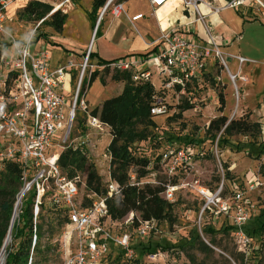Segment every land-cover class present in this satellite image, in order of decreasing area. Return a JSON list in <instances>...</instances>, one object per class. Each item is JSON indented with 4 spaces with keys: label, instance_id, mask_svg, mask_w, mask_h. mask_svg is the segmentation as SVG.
<instances>
[{
    "label": "rangeland",
    "instance_id": "obj_1",
    "mask_svg": "<svg viewBox=\"0 0 264 264\" xmlns=\"http://www.w3.org/2000/svg\"><path fill=\"white\" fill-rule=\"evenodd\" d=\"M7 1L4 20L0 24V43L23 42L27 39L25 36L27 32L36 30L37 37L47 36V38L41 37L40 40L44 42L43 47L49 46V55L53 65L58 63L63 65L69 61L75 62L76 69L72 78V86L66 78L64 87L65 93L71 87L72 98L80 91L82 93L81 99L87 106L86 111L81 108L77 110V120L74 125L75 136L79 137V141H76L74 146L79 147L84 141L85 143L80 149L87 159L85 172L79 174L85 186H80L81 191L78 200H81L87 192H91L87 189L90 165L95 166L103 187L107 189L111 179V156L108 147L112 141V136L109 128L98 132L91 127H86L92 110L101 105L100 103L90 106L87 100L90 92L91 103H94L93 101L98 102L100 99L119 96L125 88V82L115 81L113 79L114 74L99 73L96 80L99 81L97 85L92 84V86L81 89L82 66L85 62V56L90 50L89 44L95 23L91 17V11H88L93 0H40L50 4L53 11L59 7L58 10L67 14L68 20L61 33L56 32L51 27L41 26L37 21L21 18L22 9L31 0ZM131 6L133 9L143 10L141 0H133ZM238 10L242 14L245 13L244 15L253 21L249 27L245 28L244 41L239 44L243 50L241 55L250 62L240 65L237 60L222 52L227 68L217 58L216 63L210 65V72L205 75L203 81L194 87H190L185 95L163 90V77L158 71L161 67L159 61H150L146 64L152 73L150 85L154 91V104L165 105L167 113L153 118L155 126H137L139 132L146 130L148 139L136 142L132 145L131 150L135 155L144 154L151 161V165L148 168V175L140 182H136L135 171L137 168L131 169L130 175L135 177L134 183H139V186L150 184L154 187L163 188V185L170 179L163 169L156 164L158 162L156 158L168 148L193 146L198 149L203 148L207 153L204 157L193 158L192 170H189L187 174L181 172L179 176L172 179V182L179 186L174 201L176 222L170 224L154 221L150 224L145 237L139 236L137 227L128 226L127 231L132 238L133 255L127 257L114 249V254L109 256L104 264H264V239H250L245 244L241 238L236 236L234 231H224L225 228L233 224V212L236 205L233 200L234 185H237L243 194L242 205L245 207L250 220L264 210V178L259 172L260 166L264 163V155L259 159L256 157L259 144L264 145V0H260L259 3H249L246 7ZM146 23L147 21L138 24L140 34L135 33L136 46L142 45L143 40H149L145 37L148 27ZM151 23L155 25L153 18ZM102 27L100 32L98 31L99 28L96 29L91 52H93V48L96 51L101 48L105 49V52L101 53L104 57L124 55L125 51L120 49L117 44L114 42L107 43L102 39ZM147 29L157 32V28L152 25ZM34 47L32 48L34 49ZM62 48H66L69 54H65ZM146 53L143 52L142 54ZM90 61L92 64L97 62L93 59ZM230 74L237 76V79L233 81ZM90 75L91 71L88 69L83 78L88 79ZM100 78L105 80L106 85L101 83ZM240 78H244L245 81ZM131 84L137 86L132 80ZM100 86L103 87V90ZM221 98H223V104ZM187 104L192 107L182 112V116L178 118V114L181 112L180 107ZM220 117L227 118L228 122L248 118L249 121L261 125V134L257 140L242 135L226 136L227 142L218 145L222 131L214 132L216 134L215 140L207 134V131L210 123ZM190 140L194 143L189 144ZM224 166L229 167L232 179L226 178ZM1 176L2 173L0 172V179ZM256 179L260 182L259 186L254 184ZM222 183L223 192L221 196L230 206V210L226 215L215 216L208 208L204 210L206 199L201 194V189L209 190L214 195ZM251 185L255 186L251 188ZM46 190L48 193L43 199V205L37 220L34 219V223L43 227L45 236L48 233H54L53 242L59 246L60 257L51 264H63L64 227L60 231H56V223L58 218H62L63 209L54 206L52 203L53 195L57 193L55 188H46ZM22 191L23 186L15 199L12 218H14L15 213L17 217L13 221V225L19 221L22 209L30 197V194L26 193L22 201L18 202ZM1 201L2 197L0 196V203ZM34 203L35 199L31 205L32 212ZM123 219L119 220L121 226L116 227L109 224V228L113 232H117V229L120 230V228L124 229ZM208 228H213L217 232L214 237L216 244L210 247L212 248L211 253L204 254L197 248L198 244L194 238L198 234L206 244H210V236L204 234V230ZM8 237H10V241L5 245V249L12 245L17 248L19 241L14 243L12 230L10 234H7L6 239ZM6 239L4 244H6ZM190 242H193V245ZM147 244H150L152 249L143 253L141 245ZM182 246H185L184 250ZM190 258L195 260L190 261Z\"/></svg>",
    "mask_w": 264,
    "mask_h": 264
},
{
    "label": "built area",
    "instance_id": "obj_2",
    "mask_svg": "<svg viewBox=\"0 0 264 264\" xmlns=\"http://www.w3.org/2000/svg\"><path fill=\"white\" fill-rule=\"evenodd\" d=\"M169 0H148L153 9L164 6ZM189 16H195L196 21L203 24L207 35L206 41H193L187 39L180 32H162L158 44L162 49L147 57L132 55L125 58L110 61L105 64L90 61L89 50L82 66L80 83L89 69L91 75L98 73H128L135 85L150 84L151 71L146 67L150 61H159L161 67L159 74L163 77V90L185 95L190 87L200 84L209 72L210 65L216 63L219 58L227 68L221 46L213 35L210 26L206 22V16L201 12L200 6L206 5L214 13H220L225 9L236 10L246 7L249 3L260 0H228L223 7L214 6L209 0H180ZM8 1L0 0V24L4 20V13ZM111 14L114 18L126 15L124 2L119 0H106L100 8L97 24L102 22L104 16ZM143 15L134 16L131 22L139 21ZM40 25L42 23L39 22ZM39 25V26H40ZM1 28V26H0ZM37 31L35 30V37ZM35 39H26L23 42H12L3 51L0 61V104L4 105L0 112V170L6 162L19 165L22 170V199L26 193L35 191V203L33 218H38L43 199L48 193L46 188H55L57 193L53 195L52 203L63 210L62 218L67 222L63 233V264H104L109 256L117 249L120 254L127 257L133 255L132 238L127 231L128 226L137 227L140 237H145L150 224L154 221H141L136 212H130L122 223L125 228L113 232L109 228L121 226L119 220H113L110 216L108 199L121 195L120 185L112 178L109 180L106 195L97 194L94 191L84 194L78 200L81 185L85 184L81 176L77 174L70 177L68 172L60 164L62 153L74 146L79 137L75 136L74 125L77 120V110L86 111L87 106L83 99L78 105L80 91L72 98L71 88L65 93V80L68 78L72 86V78L75 73V62L69 61L57 68L51 67V57L48 46L38 49ZM30 49V51H29ZM231 57V56H230ZM240 65L250 62L248 59L233 56ZM230 72V71H229ZM233 74V73H232ZM231 74V75H232ZM238 77L239 74H238ZM237 76H233V81ZM245 81L244 78H240ZM167 113L165 105L155 104L151 110L153 116ZM86 127H91L98 132L107 130L98 117L89 115ZM88 137V136H87ZM207 152L203 148L188 146L185 148H168L157 156L156 160L169 177V181L163 185L161 197L169 203H174L179 186L172 182L182 172L187 174L192 170L193 158L204 157ZM135 177L131 176L133 185ZM256 186L260 182L254 180ZM255 185H251L253 188ZM233 200L236 203L233 212L234 232L246 244L249 242L244 233V227L250 217L242 205L243 194L237 185ZM223 183L220 189L213 195L209 190L201 189V194L206 199L204 210L208 208L215 216L226 215L230 210L222 198ZM137 218L139 225H134ZM35 224V223H34ZM35 243V237H34Z\"/></svg>",
    "mask_w": 264,
    "mask_h": 264
},
{
    "label": "trees",
    "instance_id": "obj_3",
    "mask_svg": "<svg viewBox=\"0 0 264 264\" xmlns=\"http://www.w3.org/2000/svg\"><path fill=\"white\" fill-rule=\"evenodd\" d=\"M105 2L106 0H93L91 17L95 20L94 29L96 27L98 10L103 7ZM52 12L53 7L49 4L30 1L22 9L20 16L22 19L28 21H42L41 26H48L56 32H62L67 23L68 16L67 14H63L61 10ZM41 37L47 38L46 35H42L36 37V41H40ZM10 45L11 43H0V61L3 51ZM153 51L136 55L147 57ZM90 59H95L93 52L90 53ZM98 62L99 64H105L110 61L98 59ZM98 75V72H94L90 78H84L81 89L86 86H92L98 79ZM113 79L115 81L125 82V88L122 94L105 100L101 106L94 108L90 114L93 117H98L110 129L112 136V141L108 147V152L111 156L110 174L111 178L120 185L121 195L117 198L108 199L107 205L110 216L113 220H121L130 212H136L139 213L140 220L143 222L156 221L158 223L167 222L174 224L176 222V216L174 214L175 203H169L161 197L163 188L159 186L154 187L150 184L142 186L133 185L131 182L130 171L132 168H137L135 171L136 182H140L149 173L148 168L151 165L149 158L144 154L135 155L131 147L136 142H142L148 139L146 130L141 132L137 130L138 125H144L146 127L155 126L153 120L155 116L151 114V110L155 105L154 91L149 83L133 86L131 84V76L128 73H114ZM100 81L103 85H106L105 80L100 78ZM81 95L82 93L80 92L78 105L81 101ZM221 101L223 104V98H221ZM191 107L188 104L180 107L181 112L178 114V118L182 116V112L187 111ZM220 131H222V134L218 145L220 143L223 145L227 142L226 136L242 135L257 140L261 134V125L249 121L248 118L228 122L227 118L220 117L210 123L207 134L215 140L216 134L214 132L219 133ZM190 143L194 142L190 140ZM256 153L258 159L264 155L263 144H259V150ZM86 163V156L80 148L66 149L60 157V164L68 171L70 177L85 172ZM224 168L226 178L228 180L232 179L229 167L224 166ZM0 172L2 173L0 179V196L2 197L0 203L1 252L11 224L15 199L22 187V170L18 164L6 162ZM259 172L264 178V163L260 166ZM87 189L100 195H106L107 193L93 165H90L88 169ZM35 194V191L30 194L25 207L22 209L19 221L13 225L12 235L14 236V243L19 242L17 248H14V245H12L5 249V264H51L55 263L60 257L59 246L53 242L54 233L51 232L45 236L43 227L34 224L31 205H33ZM66 222V219L58 218L56 231H60ZM21 223L23 224L22 226ZM134 225H139L137 218L134 220ZM224 231H234V227H227ZM216 233L213 228L204 230V234L210 236L209 245L197 234L194 241L196 240L198 244L197 248L200 252L204 254L212 252V248L210 247L216 244L214 238ZM244 233L250 239H264V210L245 225ZM33 237H35L34 245ZM190 244L193 245V242H190ZM151 249L152 246L150 244L141 245V251L143 253ZM182 249L184 250L185 246H182ZM194 260L190 258V261Z\"/></svg>",
    "mask_w": 264,
    "mask_h": 264
},
{
    "label": "crops",
    "instance_id": "obj_4",
    "mask_svg": "<svg viewBox=\"0 0 264 264\" xmlns=\"http://www.w3.org/2000/svg\"><path fill=\"white\" fill-rule=\"evenodd\" d=\"M31 1H39L45 3L40 0H31ZM132 1L133 0L123 1L127 16L122 15L120 18H114L111 14H107L106 16H104L102 22L99 24V27H97L98 24L96 21V27L93 30V34L89 44V49L92 50L91 46L95 37L96 29L99 28L98 31L100 32V28L103 26L102 27L103 34L101 36L102 39H104L107 43L114 42L119 46L120 49H123L125 51V54L122 56L104 57L101 53L105 52V49L98 48V50L96 51L93 48V53L95 54V59L93 60H96L97 62L98 59L105 61H113L128 56L136 55L138 53L139 54H142L143 52L149 53L153 50L154 51L150 55L155 54L162 49V46L158 44V39L162 32H170V31L180 32L189 40H193V41L196 40L199 42L206 41L207 35L204 30L203 24L197 22L195 16L193 15L189 16L187 14L180 0H169L164 6L157 9H153L149 4L148 0H141V3L143 5L142 6L143 10L137 8L133 9L131 6ZM209 1L214 6L223 7L228 0H209ZM92 4L93 2H91V5H89L88 11H92ZM200 9L203 15L206 16V22L210 26V29L213 35L215 36V38L218 40L222 52H224L226 56H231V58L233 56H240L246 58L243 55H241V53H243V50L240 48L239 44L244 41L243 35L245 28L249 27V25L253 23V21L247 18L244 15L245 13L242 14L238 9L237 10L225 9L218 14L212 12L209 9V7H207L204 4L200 6ZM99 11L100 9L98 10L97 17L99 15ZM137 15H143L144 17L139 21L131 22V19ZM152 18L155 20V25L151 23ZM146 21H147L146 24H148L147 28L151 27L152 25L154 28H157V32H154L146 28L147 32L145 33V37L149 38V40L148 41L143 40L142 45L136 46L135 33L140 34L138 24ZM41 46H44V42L42 40L37 41V45L35 46V49H38ZM62 51L65 54L68 53V50L66 48L63 49ZM50 63L52 68H57L61 66L60 63H58L57 65H53L51 60ZM98 83L99 81H95L93 84L97 85ZM100 87L103 90V87L102 86ZM70 88H68V90ZM90 93L88 95V100H87L90 106L92 105L95 106L100 103L102 104L105 100H107L104 98V99H100V101L98 102L93 101L94 103H91Z\"/></svg>",
    "mask_w": 264,
    "mask_h": 264
},
{
    "label": "bare ground",
    "instance_id": "obj_5",
    "mask_svg": "<svg viewBox=\"0 0 264 264\" xmlns=\"http://www.w3.org/2000/svg\"><path fill=\"white\" fill-rule=\"evenodd\" d=\"M233 76H234V75H231V74H230V78H231V79H233ZM18 200H19L18 202H21V201H22V195L19 196V199H18ZM17 209H18V205H17V207H16V211H17ZM16 217H17V215H16V213H15L14 218H13V221L15 220ZM9 241H10V237H8V238L6 239V244H5V245H7V244L9 243ZM6 248H7V247H6ZM4 261H5V248H4V249L1 251V253H0V264H3Z\"/></svg>",
    "mask_w": 264,
    "mask_h": 264
},
{
    "label": "clouds",
    "instance_id": "obj_6",
    "mask_svg": "<svg viewBox=\"0 0 264 264\" xmlns=\"http://www.w3.org/2000/svg\"><path fill=\"white\" fill-rule=\"evenodd\" d=\"M25 36H26V38L29 39V40H31V39H35V30H30L29 32H27V33L25 34ZM29 51H30V49H29ZM3 107H4V105L0 104V112H2Z\"/></svg>",
    "mask_w": 264,
    "mask_h": 264
},
{
    "label": "water",
    "instance_id": "obj_7",
    "mask_svg": "<svg viewBox=\"0 0 264 264\" xmlns=\"http://www.w3.org/2000/svg\"><path fill=\"white\" fill-rule=\"evenodd\" d=\"M58 9H56L55 11H57ZM55 11H53V12H55ZM12 227H13V218H12V220H11V224H10V227H9V230H8V234H10V232H11V230H12ZM208 244V243H207ZM209 245V244H208ZM5 248V244H4V246H3V248H2V250Z\"/></svg>",
    "mask_w": 264,
    "mask_h": 264
}]
</instances>
